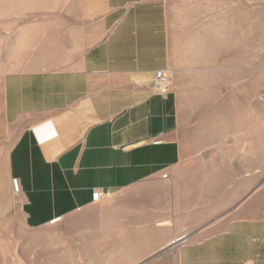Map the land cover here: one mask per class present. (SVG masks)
<instances>
[{
    "label": "crops",
    "instance_id": "crops-1",
    "mask_svg": "<svg viewBox=\"0 0 264 264\" xmlns=\"http://www.w3.org/2000/svg\"><path fill=\"white\" fill-rule=\"evenodd\" d=\"M66 2L0 60L7 175L25 227L55 231L51 263L264 264L260 113L197 104L213 78L206 19L168 0Z\"/></svg>",
    "mask_w": 264,
    "mask_h": 264
},
{
    "label": "rangeland",
    "instance_id": "rangeland-1",
    "mask_svg": "<svg viewBox=\"0 0 264 264\" xmlns=\"http://www.w3.org/2000/svg\"><path fill=\"white\" fill-rule=\"evenodd\" d=\"M66 1L71 0H0V60L4 43L15 42L14 37L23 27L44 20L45 11L62 9ZM168 1L172 10L181 11L184 17L205 18L209 23L205 36L213 78L211 82L196 83L197 104L221 101L233 107L237 106V100L239 105L243 101L246 121L252 117L253 109H258L264 138V0ZM2 68L0 64V82ZM237 87L243 91L240 99L232 96ZM218 91L223 94L228 91V98L217 97ZM204 92L209 95L205 97ZM1 95L0 83V264H55L48 252L55 247L45 239L55 235V231L51 234L44 229L25 227L15 185L7 175L6 160L16 130L7 122ZM261 152L264 157V146ZM57 237L58 251L67 253L74 246V242H61L59 233ZM62 261L67 264L70 259L64 257Z\"/></svg>",
    "mask_w": 264,
    "mask_h": 264
},
{
    "label": "built area",
    "instance_id": "built-area-1",
    "mask_svg": "<svg viewBox=\"0 0 264 264\" xmlns=\"http://www.w3.org/2000/svg\"><path fill=\"white\" fill-rule=\"evenodd\" d=\"M169 75L167 73H165L164 71H156L154 74V80H153V84H152V90H154L155 92L159 93V94H164L167 92V89L169 87L170 84V77H168Z\"/></svg>",
    "mask_w": 264,
    "mask_h": 264
}]
</instances>
